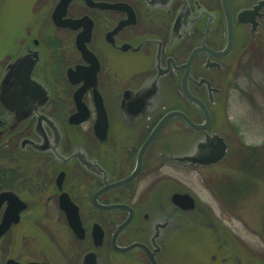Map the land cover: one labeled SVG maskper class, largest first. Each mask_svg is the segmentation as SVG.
I'll use <instances>...</instances> for the list:
<instances>
[{"label": "flooded vegetation", "instance_id": "obj_1", "mask_svg": "<svg viewBox=\"0 0 264 264\" xmlns=\"http://www.w3.org/2000/svg\"><path fill=\"white\" fill-rule=\"evenodd\" d=\"M60 2L48 18L53 33L17 36L0 70V198L12 193L18 216L0 242L18 227H36L47 236L55 230L59 264H243L242 252L254 246L242 248L243 238L192 194L163 189L161 196L160 184L143 185L160 177L162 160L191 172L193 161L162 151L170 144L161 150L173 120L201 135L188 137L179 154L205 156L217 145L234 68L227 59L263 29L264 0H71L58 25ZM100 102L106 125L98 124ZM173 111L205 129L173 118L156 132ZM10 206L0 204V223ZM192 234L204 235L196 255ZM135 244L142 246L120 250ZM15 261L58 263L49 255Z\"/></svg>", "mask_w": 264, "mask_h": 264}, {"label": "rangeland", "instance_id": "obj_2", "mask_svg": "<svg viewBox=\"0 0 264 264\" xmlns=\"http://www.w3.org/2000/svg\"><path fill=\"white\" fill-rule=\"evenodd\" d=\"M54 5L55 0H0L1 71L12 59L17 36L24 32L53 33L48 18ZM227 64L234 65L233 74L225 84V104L221 106L223 117L219 116L221 120L215 126L218 134L214 135L227 145L224 157L209 165L193 162L187 176L162 160L164 167L160 177L143 186L160 184L161 196L163 189L188 191L209 210L213 219L222 220L226 228L235 230L243 238L246 243L239 242L242 248L248 246L247 243L254 246L250 253L242 252L243 264L253 259L255 264H264V27L256 39L248 40L246 49L233 53ZM168 130L171 136L168 139V131L163 134L161 150L169 144L170 149L162 151L175 152L183 162L189 157L198 158L196 153L184 156L185 153L179 152L188 137L196 141L201 136L199 133H191L177 120L170 123ZM194 146L193 149L200 152L201 149ZM52 232L55 230H49L47 236L45 230L36 227L11 230L0 242V261L5 263L13 259L26 263L49 255L59 264L54 251L59 238ZM190 237L194 244L193 255H196L202 246L195 248V243L203 245L204 235L192 234ZM206 251L211 252L204 250L203 253Z\"/></svg>", "mask_w": 264, "mask_h": 264}, {"label": "water", "instance_id": "obj_3", "mask_svg": "<svg viewBox=\"0 0 264 264\" xmlns=\"http://www.w3.org/2000/svg\"><path fill=\"white\" fill-rule=\"evenodd\" d=\"M70 1L71 0H61V2L55 8L54 13H53V20H54V22L56 24H58V25H64V21L62 19V16L67 13V8H68V5H69ZM86 1L88 3H90V0H86ZM72 22H73L72 20H68V23H69L68 25H72ZM80 48H81V51H82L83 55L85 56L86 60L87 61H90V58L93 55L90 52V50L87 48L86 43L85 42L82 43L81 46H80ZM193 57H194V54L191 57V60L193 59ZM191 60H190V62H191ZM184 91H185L187 97L190 100H192L193 102H195L198 105L202 106V108L207 111L206 106L200 100H198L196 97H194L190 93V91L188 90V88L185 85H184ZM98 110H99V120H98L99 122H98V124L101 123L103 125H106V121H105L106 120L105 111H104V108H103V105H102L101 102H100V105L98 106ZM175 117L182 118L192 128L199 129V130H204L205 129V126H200V125L195 124L183 112L173 111V112L169 113L168 115H166L162 119V121L160 122L159 126L157 127L156 132H158L159 129L164 124H166L170 119L175 118ZM151 139L152 138H150L148 140V142L145 144L143 150L149 145ZM210 139L211 138L209 137L208 140H210ZM216 139L218 141L217 145L214 146V147H212L211 149H209V152H208L207 155H205V156L199 155V156H197L198 158L189 157L188 160H191L193 162H198V163H201V164H204V165H209V164H212V163H216L219 160H221L224 157V155L226 154L227 145L224 143V141L222 140V138H217L216 137ZM143 150H142V152H143ZM141 155H142V153H141ZM129 181H130V179H127V180H125L123 182H120V183H118L116 185H121V184L127 183ZM113 187H114V185H113ZM184 198H187V200L189 201L190 204L193 202V198H191V197L186 196ZM5 200H8L11 203V206L8 209V211L4 214V218H3L2 222L0 223V239H1V237L8 230H10L13 222H18V216L16 217L15 212H12V193H5V194H3L1 196V198H0V204H2ZM66 203L68 205L71 204L69 202V200H67V199H66ZM74 212H75L74 214H73V212L69 213V221H70L72 227L74 229H77L78 226L80 225V220H79V215H78L77 208L75 209ZM121 228H123V226ZM136 246H142V245L141 244H135V245H133L131 247H128V248H125V249H120V248H117V249H120L122 251H127V250H130V249H132V248H134ZM152 261H154V258H152ZM154 263H155V261H154ZM0 264H20V263L17 262V261H14L12 259H10L6 263H1L0 262ZM30 264H41V263H30Z\"/></svg>", "mask_w": 264, "mask_h": 264}, {"label": "trees", "instance_id": "obj_4", "mask_svg": "<svg viewBox=\"0 0 264 264\" xmlns=\"http://www.w3.org/2000/svg\"><path fill=\"white\" fill-rule=\"evenodd\" d=\"M254 150V149H253Z\"/></svg>", "mask_w": 264, "mask_h": 264}]
</instances>
